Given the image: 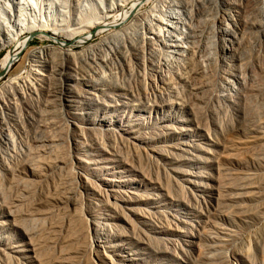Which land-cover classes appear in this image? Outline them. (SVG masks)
Here are the masks:
<instances>
[{"label": "rangeland", "instance_id": "374dc122", "mask_svg": "<svg viewBox=\"0 0 264 264\" xmlns=\"http://www.w3.org/2000/svg\"><path fill=\"white\" fill-rule=\"evenodd\" d=\"M153 1L142 6L144 15L155 5L153 11L168 8L169 0ZM188 1L195 4L194 24L202 35L196 44L208 47L216 63L200 68L194 57V65L191 60L179 71L173 66L183 77L187 70L201 72L192 74L195 81L186 77L191 84L158 82L162 99L148 91V103L156 101L152 106L137 100L130 103L132 112L110 108L107 114L129 120L130 138L120 141L104 131L107 152L87 151L75 142L74 134L83 138V132L74 133L73 125L95 110L81 98L66 107L63 100L72 97L62 94V86L86 90L71 78L117 71L122 87L139 90L137 77L152 74L148 68L159 57L149 48L130 46L127 57L115 52L103 60L104 53L90 55L86 49L106 37L101 33L84 44H68L80 59L55 52L53 60H33L31 50L57 47L48 32L25 42L0 72V264H264L263 0ZM228 25L234 36L222 32ZM12 49L0 47V61ZM229 72L240 73L246 83L223 98L229 95L223 81ZM192 85L197 91L191 95ZM5 134L12 135V145Z\"/></svg>", "mask_w": 264, "mask_h": 264}, {"label": "bare ground", "instance_id": "6f19581e", "mask_svg": "<svg viewBox=\"0 0 264 264\" xmlns=\"http://www.w3.org/2000/svg\"><path fill=\"white\" fill-rule=\"evenodd\" d=\"M96 1H97L98 5L96 4V2L94 0H0V47H3L4 45H12L13 46V49L11 51L5 53V56L0 61V72L4 73L6 71V69L9 67L13 57L20 51V49L22 48V46L25 42L29 41L34 36H38L39 39H40V37L41 38L45 37L48 32H50V34H51L49 36V38H51L57 44V47H55V48L43 47L40 49L31 50L30 56L33 57V60H34V57L37 59L46 60L45 59L46 57H49V56L52 57L55 52L59 56L64 54V55H67L69 57H72L73 59H77V58L80 59L81 55H79L78 52H77V55L74 53L72 54L70 52V49L68 48V44L70 42L76 43L77 45L78 44H84L94 34H101V33H106V35H105L106 37L103 38L96 45L89 46L86 48L87 53H89L90 55H95L96 52L98 54H99V52L104 53L102 58H103V60H107V59H109V56H110L109 54L117 52V53H121L120 57L123 58V57H127L126 52L128 49H126V48L127 47L130 48V46H131L132 48H135V47L147 48V49L149 48L148 53L150 55L154 54L156 57L159 56L156 58V61L154 62V64H151V66L148 65V66H150V68H148V69H150L152 74L145 72V75L142 74V75H139L137 77V78H139L140 84L138 86L139 90H136V91H133L132 89L130 90V89H127V88H124L121 86L122 84H120V83L122 80L119 82L120 79L118 80L119 76H117V71L115 73L116 75H113V74H108V73L104 74L103 70H102L103 74L100 73L99 75L98 74L91 75L90 71H89V75L87 77L85 75L86 78L82 77L84 79H80L81 77H79V78L76 77L77 74H76V76L71 78V80L74 82L75 86H77V85H84L85 87L87 86L88 89H86V90H82L80 88L81 91L80 90L73 91L74 86L72 85L73 86L72 87L71 85H68V83H66L62 86V89H61L62 94L65 97H67L66 96L67 94H71V96H69V97H72L71 99L63 100V102H65L67 104L66 107H68V108L72 107L71 104L73 102H78V100H80V98H81L82 101L84 102V104H86V106H87L86 108L89 107L88 109L95 110L94 114L92 113V115H91L90 111L89 112L87 111L85 114L87 116V118L84 119L83 121L79 120L80 121L79 123L77 121H75L77 123H75V125L72 124L74 127L72 130H74V133L83 132V138H80V137L76 136V134H74V136L77 138V139H75V142L76 141L79 142L80 143V144L78 143L79 145L83 144L85 149H87V151H96V152L99 151V153H100L102 151L107 152L105 150L106 145H105L104 141L106 142L108 140V137H105L104 131L109 132V134H111V136H113V137L115 136L116 138H119L120 141L121 140L125 141L126 139H124V138H130V132L128 130V128H130V126L128 125L129 120L124 118L125 121H123L121 119V116H115L114 115V117H113V115L111 116V114H107V111L112 110L110 108H116V109L121 108L122 111H123V108H127V109H130V112H132V110H134L135 108H132V107L130 108V103H132V102L134 103L137 100H139V102H140L139 104H143V103L147 104L148 102H150L149 101L150 96H149L148 91L150 92L151 95L159 97V100H160V99H162V94L159 92L160 89L157 91V89H158L157 83L158 82L163 83L164 80L168 81L170 79H173V80H177L180 82L185 81L186 83H188L190 81L191 77L194 76L192 74H196V71L194 70L195 72H193L192 74H189V71L187 70L188 75H191V76H189L190 79L188 80L187 79L188 75L186 76L187 77L186 78L185 77L186 74H184V77L182 76L183 74L181 75V73H180L181 70H180V72H178L179 69L182 68L181 66L185 65V67H187L189 64L191 65V63L193 61L192 58L194 59V57H195V59H197L196 57H198L199 62L196 61L197 63H195L193 61L192 64L194 65V63L195 64L199 63V65L202 64V66H203V67H201V65H200V68H204L207 63H214L217 60V58L212 54V52L209 51L208 47H206L207 49L205 50L204 49L205 47L202 48L203 46H201L200 44H196L197 41L195 40V38L196 37L197 38L202 37V35L198 34V29H197L198 27H195V26H198V25H195L196 19L194 18V6H195V4L191 3L188 0L187 1L184 0V1H180V2L178 0H169L167 3V6H166L168 8H166V9L164 8L165 10H163V11H158V10L153 11L154 7L158 6V5L157 6L155 5L154 7H151V9L153 8L152 11H147V15H144V13L146 11L144 10V12H142L141 8L143 5L145 6V4H147L153 0H96ZM155 1H153V2H155ZM197 1L198 0H196V2ZM157 2H159V0ZM161 4H164V2ZM263 4H264V0H263ZM160 6L161 5L159 4V7ZM163 6H165V5H163ZM149 9H150V7H149ZM149 9H147V10H149ZM76 10H79V11H76ZM142 14H143V16H142ZM65 19L70 20V24L63 25V20L65 21ZM197 22H198V19H197ZM197 24H199V23H197ZM249 24H251V23H249ZM261 25L264 28V23ZM118 26H121L119 30H117V31H115L116 29L112 30V28L118 27ZM250 26H252V25H250ZM263 28H262V30H263ZM231 29H230L229 25L224 26V28H222V32L227 33L226 35H228V33H230L232 36H234V33L233 32H232L233 34L231 33ZM76 36L78 38H76ZM72 40H74V41H72ZM193 40H194V42H193ZM230 44H231V42H230ZM232 46H234V45H232ZM86 49L83 52H85ZM232 49H235V48H232ZM130 50H131V48H130ZM136 50L137 49H135V51ZM81 51H82V49H81ZM203 51H205L207 53L205 59H201L202 57H201V55H199ZM232 51H234V50H232ZM229 52H231V51H229ZM233 53H231V54H233ZM149 54H148V57H149ZM142 55L145 56V53H143ZM154 55H152L153 58H155ZM83 56H84V54H83ZM114 56L116 57V55H114ZM146 56H147V54H146ZM223 56H224V54H223ZM227 56L228 55L225 56L226 59H227ZM150 57H149V59L151 60ZM231 57H232V55H231ZM53 58L54 57H52L51 59L53 60ZM234 58L236 60L240 59V55L238 56V53L236 52V54H234ZM139 59H140V57H139ZM97 60H98V58H97ZM124 60L126 61V59H124ZM50 62H52V61H50ZM53 62H57V61H53ZM80 62H78V64ZM87 62H89V61H87ZM87 62L85 65L88 64ZM205 62H207V63H205ZM219 62L220 63H218V62L217 63L220 64L221 67L226 65L224 58L219 59ZM47 63H48V61H47ZM59 63H60V61H59ZM74 63H76V62L74 61ZM89 63L92 64L91 61ZM96 63H98V62H96ZM109 63H110V61H109ZM144 63H146V62H144ZM144 63H142V64H144ZM62 64L63 63H61V65ZM99 64H100V62H99ZM128 66H129V63H128ZM173 66L175 68H177L178 71H176V69H175V72H172V70L174 68ZM38 67H41V66H38ZM52 67H53V65H52ZM75 67H76V64H75ZM92 67H93V65L92 66L90 65V69ZM195 67H196V65H195ZM221 67H220V69H222ZM145 68H146V66L144 67L143 71L146 70ZM36 69H37V67H36ZM56 69H57V66H56ZM78 69H80V68H78ZM78 69L76 70V68H75L77 73L79 71ZM188 69L191 70L190 67ZM193 69H195V68H193ZM197 69H199V68H196V70ZM73 70H69V71H73ZM100 70H101V68H100ZM52 71L53 70L51 69L50 73ZM230 71H233V70H230ZM42 72H40V73H42ZM76 72H74V73H76ZM198 72H201V71H197L196 75H198ZM40 73L37 75L42 76L43 73L42 74H40ZM121 73L123 75L121 78L125 77L124 76L125 73L124 72H121ZM182 73H183V71H182ZM54 75H56V74H54ZM62 75H64V73ZM128 75H131V74H128ZM48 76H50V74ZM57 76H56V78H57ZM18 78H20V77H18ZM38 78H36V79L38 80ZM48 78H50V77H48ZM52 78H53V76H52ZM125 78H123V79H125ZM184 78L187 80H184ZM192 79L194 80V78H192ZM53 80L55 81V78ZM245 80H246L245 77H243V75H241L240 73L229 72V74H226V78L224 77L223 81L226 84V87H227L226 92H229V95L224 94V95H222L223 98L228 97V96H232L231 92L234 93V95H235L240 88L242 89L245 86V83H246ZM65 81H68V80H65ZM12 82H14V81H12ZM81 82H82V84H80ZM183 82H182V84H183ZM36 84H38V83H36ZM39 84H40V82H39ZM43 84L44 83H42L41 86ZM167 84H166V86H167ZM170 84H172V83H169V85ZM189 84H191V83L189 82ZM187 85H185V86H187ZM171 86L173 87V85H171ZM185 86H184V90H185ZM193 86L194 85H192L190 87H193ZM195 86H198L196 84V82H195ZM195 86L193 88H190L191 95L193 94V91H195V90L197 91V88H195ZM45 88L46 87H44L43 89H45ZM49 88H50V86H49ZM166 88H168V87H166ZM38 90H37V92H38ZM49 90L50 89H48L46 92L48 93ZM169 90H171V89H169ZM187 92H188V88H187ZM169 93H172V92H169ZM0 95H2V94H0ZM46 97H47V95H46ZM0 98H1V96H0ZM43 99L45 100L46 98L44 97ZM188 99H189V97H188ZM171 101H170V103H173ZM3 102H5V101H3ZM154 104H156V101H153L150 104L148 103L149 106H152ZM15 105H17V104H15ZM103 105H106V107H105L106 109H105L104 113L102 112L104 109ZM6 106H8V105H6ZM7 109H8V107H7ZM126 110H124V111H126ZM118 112H119V110H118ZM2 115H3V112H1V116ZM73 117L76 118L75 113L73 114ZM2 118H3V116H2ZM116 118H119L120 122H118L116 120ZM131 122H132V120H131ZM72 123H74V122H72ZM124 123H125L126 127L124 126ZM103 126H106V127L104 128ZM114 126H119V128L122 129L121 133L118 130H116L114 128ZM5 129H7V128H5ZM78 130H80V131H78ZM7 131L9 132V130H7ZM92 134L96 137L91 138ZM11 136L9 134H5V135H3L2 138H4V140L6 142H8V143H10V145H12L14 143V139ZM115 140H117V139H115ZM140 141H141V139H140ZM83 145H82V147H83ZM14 146L15 145H13V147ZM76 146H78V145L76 144ZM74 196H75L74 194H71L70 198L74 199Z\"/></svg>", "mask_w": 264, "mask_h": 264}]
</instances>
